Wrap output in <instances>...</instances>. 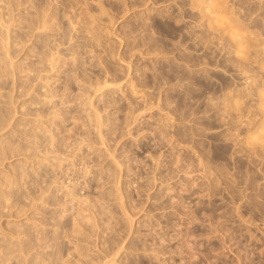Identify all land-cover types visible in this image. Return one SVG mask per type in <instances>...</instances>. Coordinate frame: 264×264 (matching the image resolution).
Wrapping results in <instances>:
<instances>
[{
	"label": "rangeland",
	"instance_id": "obj_1",
	"mask_svg": "<svg viewBox=\"0 0 264 264\" xmlns=\"http://www.w3.org/2000/svg\"><path fill=\"white\" fill-rule=\"evenodd\" d=\"M42 261L264 264V0H0V264Z\"/></svg>",
	"mask_w": 264,
	"mask_h": 264
},
{
	"label": "bare ground",
	"instance_id": "obj_2",
	"mask_svg": "<svg viewBox=\"0 0 264 264\" xmlns=\"http://www.w3.org/2000/svg\"><path fill=\"white\" fill-rule=\"evenodd\" d=\"M45 15H46V14H45ZM45 17H46V16H45ZM43 19H44V18H43ZM46 19H47V18H46ZM46 19H45V21H44L43 24H45V26H49V27L52 26V24L49 23L50 21L48 22V21H46ZM48 20H49V19H48ZM42 22H43V21H42ZM45 26H44V27H45ZM42 260H43V259H42ZM42 262H43V261H42ZM43 263L45 264L46 262L44 261ZM40 264H41V263H40Z\"/></svg>",
	"mask_w": 264,
	"mask_h": 264
}]
</instances>
